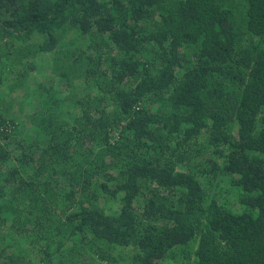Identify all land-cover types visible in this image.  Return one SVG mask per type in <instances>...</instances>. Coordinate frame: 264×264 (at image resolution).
Masks as SVG:
<instances>
[{"label":"trees","instance_id":"trees-1","mask_svg":"<svg viewBox=\"0 0 264 264\" xmlns=\"http://www.w3.org/2000/svg\"><path fill=\"white\" fill-rule=\"evenodd\" d=\"M0 91V264H264V0H0Z\"/></svg>","mask_w":264,"mask_h":264},{"label":"rangeland","instance_id":"rangeland-1","mask_svg":"<svg viewBox=\"0 0 264 264\" xmlns=\"http://www.w3.org/2000/svg\"><path fill=\"white\" fill-rule=\"evenodd\" d=\"M16 84L19 85V87H18L17 89H20V85L22 84L21 81H16ZM10 85H11V84H10ZM10 85L7 87V89L12 93V92L14 91V90H12V89H13V87H14L15 85H13V86L11 87V89H10ZM21 87H22V86H21ZM0 95H2V92H1V91H0ZM21 104H22V102H21ZM20 106H22V105H20ZM19 108H21V107H19ZM219 184H220V187H221V189H222V192L225 191L224 187L226 188V186H227V185L225 184V181L220 179V180H219ZM223 189H224V190H223ZM224 194H226V192H224L223 195H224ZM226 196H227V195H225L224 198H226ZM231 202L233 203V201H231Z\"/></svg>","mask_w":264,"mask_h":264}]
</instances>
